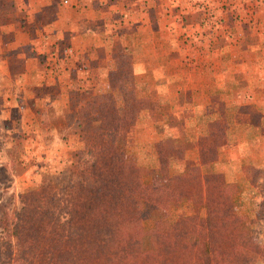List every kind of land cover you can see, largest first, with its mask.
Returning <instances> with one entry per match:
<instances>
[{
	"label": "rangeland",
	"instance_id": "374dc122",
	"mask_svg": "<svg viewBox=\"0 0 264 264\" xmlns=\"http://www.w3.org/2000/svg\"><path fill=\"white\" fill-rule=\"evenodd\" d=\"M10 4L11 0L0 1L1 201L17 208L22 193L39 188L46 174L68 166L71 153L83 146L69 132L78 124L83 128L86 117L92 125L99 120L122 125L110 116L124 112L131 116V124L115 147L122 153L128 191L150 198L157 186L170 188L169 177L178 171L218 173L228 185L230 205L240 224L237 241L264 243V130L248 126L249 116L255 121L261 117L249 112L264 110V83H245L248 74L254 80L264 76V50L253 52L249 62L238 49L247 39L255 46L261 42L264 0H90L87 5L72 0L63 3L69 11L62 12L61 33L56 30L53 36V31L45 44L33 45L37 49L32 51L20 43L17 46V36L8 31L17 28L21 18L11 16L17 11ZM41 15L37 12L29 24L26 19L19 23L28 26L31 39L37 40L34 44L42 40ZM50 21L46 27L54 30L48 27ZM73 44L79 47L70 50ZM23 60L33 64L31 72H23ZM178 61L181 65L171 66ZM204 65L202 76L211 82L219 76L232 77L240 89L233 98L227 89L214 92L212 84L207 87L210 99L205 113L225 109L239 114L224 116L227 143L216 151L215 162L206 166L194 160L195 153L208 135L211 141L213 136L193 129L198 125L206 129L201 124L210 120L209 130L215 127L213 132L223 135L225 125L214 124L219 114L192 118L187 105L202 112L198 106L204 101L189 91L166 98L174 91H167L166 80L176 79L182 90L189 70ZM169 67L174 69L167 76ZM247 87L254 96L253 108L245 105L252 98L240 93L245 94ZM217 94L225 107H220ZM170 142L188 155L172 170L157 171L156 145ZM80 179L84 193L97 185L89 174ZM199 209L189 199L157 205L149 209L141 225L147 230L156 221L195 215Z\"/></svg>",
	"mask_w": 264,
	"mask_h": 264
},
{
	"label": "trees",
	"instance_id": "16d2710c",
	"mask_svg": "<svg viewBox=\"0 0 264 264\" xmlns=\"http://www.w3.org/2000/svg\"><path fill=\"white\" fill-rule=\"evenodd\" d=\"M110 120L122 125H92L86 117L83 128L78 124L69 132L83 146L71 153L68 166L22 193L17 208L0 200V264H264V243L236 239L240 224L220 174L178 171L169 177L170 188L157 186L150 198L128 191L115 143L131 116L112 112ZM217 146L215 140L199 148L196 160L211 165ZM156 153L157 171L183 159L173 145L157 144ZM83 174L97 180L90 193L81 190ZM182 199L198 204L199 212L143 229L149 209Z\"/></svg>",
	"mask_w": 264,
	"mask_h": 264
},
{
	"label": "crops",
	"instance_id": "0c3cea01",
	"mask_svg": "<svg viewBox=\"0 0 264 264\" xmlns=\"http://www.w3.org/2000/svg\"><path fill=\"white\" fill-rule=\"evenodd\" d=\"M0 1L3 2L4 0H0ZM71 1L72 0H11V4L10 5L13 4V9L15 11H17V13H15L13 11L14 13H11V16L18 17L19 15H21L20 19H26L27 21H29L28 24L31 23L34 15L37 12H42V15H41L42 23L39 24V32L41 31L40 35L42 36V40H39L40 43L37 42L38 44H34L35 41H37V40L34 41L33 39H31V37H33V36H30V29L28 28V26L26 28L25 27H21V25L19 24L21 22V20L19 19L17 28H15L16 26L15 27L13 26V28L8 30L9 32H11V34L13 32V34H15L17 36V40L15 41V44L18 46V44L20 43L21 46L23 45V49H28V50L32 51V50H36L37 49L36 47H33V45H38L39 46V44H45L46 36L47 37L50 36L53 31H54V33H53L54 35L53 36L57 35V33L60 34L61 33V29H62V22L61 21L63 20L62 12L69 11V10H65V9H69V8L65 7V5H63V3L64 2L65 3H71ZM89 1L90 0H80V2H82L83 5H87V3ZM51 7H53V8H51ZM75 10H77V9H75ZM48 20H51L49 22L48 27H52L54 30H52L51 28H47L46 27V22H48ZM0 29H1V26H0ZM56 30H57V33H56ZM1 33H0V35H1ZM248 40L249 39H247V42L242 44L240 46V48H238V49H240V51L244 52L246 60L250 62L253 59V52L264 50V34H263V38L261 39V42L257 43L259 45L255 46L253 44H249ZM55 41H56V39L54 40V42ZM78 47H79L78 44H73V45L70 46V50H74L75 48L77 49ZM235 48H237V47H235ZM134 62H136V60H134ZM170 63H171V61H169V64ZM176 63L177 62H175L174 64L172 63L171 66H173L175 68V67H178V65H181V63L179 61H178V64H176ZM135 65H136V63H135ZM135 65H134V67H135ZM139 65H141V64H139ZM217 66L221 67L220 66V62H218ZM253 66H255V65L251 64V68H254ZM31 67H33V64L31 66L30 65V61H28V60L24 61L23 60V68H24L23 72H26V71L27 72H31V69H30ZM155 67H157V64H155ZM171 68L169 67V68L166 69V74H168L167 76H169V73H170L169 70ZM174 68H172V69H174ZM197 68H199V69L198 70L190 69L189 72L191 71V74L189 73V74H187V77L183 78V79H185V82H184V86H183L182 90H180V87L177 86L178 82H176V79L171 78L170 81L166 80V86H167L166 89H167V91H171V90L174 89L173 93L171 95L168 94V96H166V98L169 97V99H170V96H171V98H173V95H178L177 94L178 92L181 94L183 92L189 91L190 95L192 97L194 96V94L195 95L197 94L198 96L200 95V99H203V101H204L202 104H199V106H198L199 108L201 107L203 109L202 112H199V111L195 112L194 110H192V108H190L189 104L187 105V108H188L187 111H189L191 113L190 115L192 116V118L195 117L194 115H198V114H204V115H212V114H214V116L219 114V118H216L214 120V124L215 125H222V124L225 125V129H224L223 135L215 134L216 132L215 133L213 132V131H216L215 127H214V129L210 128V130H209L207 125H208L210 120L208 122H206V124H201L202 126H206V129H203V127L201 128V126H199V125L196 126V127L190 126V128H189V129L192 130L193 127H194L193 130H196V131L197 130H202L204 132L211 133V136H213L212 137L213 141L208 140V137H209V135H208L207 142H206V139H204L205 143L199 144L198 147L199 148L210 147V146L214 145L215 140H216V142L218 144V146L216 147V151L219 152V149L222 148V146L226 145L227 139H228V138H226V132L228 131V126L226 125L227 123L224 122V116H227L228 114L238 115L239 113L235 112V111L228 112L225 109H220V110H217V111H213L212 109H210L208 112L205 113L204 112V110L206 109L205 106H207L208 103H209V102L206 103V101H208L210 99V93H209L210 91H207V87L212 84L213 85L212 91H214V92L216 90L222 91V90L227 89L233 94L232 95L233 98L237 97V95H236L238 93L237 91H240V89L234 86L236 83L234 82L235 79H233L232 77L230 79H228V80H223L219 76V77L213 78L214 80H213V82H211L210 79L207 76H202L205 68H207V67H205V65H204V66H199ZM255 68H259V67H255ZM186 70H188V69H186ZM246 70L248 71V68H246ZM251 77H254V76L248 74L247 79L245 80V83H249V82H253V83L254 82L258 83L259 82V83H262V84L264 83V76H260L259 78L256 77L257 79H255V80L254 79H249ZM248 87H249V85H248ZM248 87H247V89H245V94H244L243 90L240 93L245 95L246 99H248L249 97L252 98L251 99L252 101L251 102H246L245 105H246V107L253 108L254 96H253V94L248 92V90H249ZM243 95L241 96L240 94H238V96L242 97V98L244 97ZM217 97H218V100H220V101L217 100L219 102L220 107L221 108L223 106L225 107V105H223V103L221 101L222 97L219 96L218 94H217ZM235 105H242V104L235 103ZM194 107L195 106H193V108ZM238 107H240V106H238ZM262 107L264 108V104H263ZM183 110H186V108H183ZM194 113H196V114H194ZM251 113L252 112L250 111L248 115L260 114L261 117H260L259 121H255L253 117L251 118V116H249L248 120H250V121L248 122V126H251L252 130H254V129H256V130H264V125L262 124L263 121H264V110L257 111V113L255 111V112H253V114H251ZM261 120H262V122H260ZM252 121H253V123H252ZM250 122L252 124H250ZM202 136H205V135L202 134ZM209 139H210V137H209ZM196 140H197V138H196ZM168 145H173L174 146V143L170 142V143H167V145H164V146H168ZM190 151H192V150H190ZM193 153H195V152L193 151ZM187 155L188 154L185 153V151H184L183 159H181V160L186 159ZM181 160H179V161H181ZM194 160H196V158H194ZM169 170H172V169H169Z\"/></svg>",
	"mask_w": 264,
	"mask_h": 264
}]
</instances>
